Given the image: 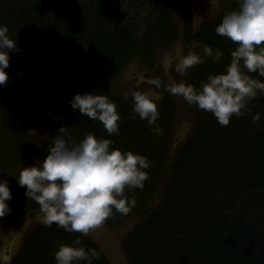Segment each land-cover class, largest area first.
I'll use <instances>...</instances> for the list:
<instances>
[{
	"label": "trees",
	"instance_id": "1",
	"mask_svg": "<svg viewBox=\"0 0 264 264\" xmlns=\"http://www.w3.org/2000/svg\"><path fill=\"white\" fill-rule=\"evenodd\" d=\"M126 1L141 0H0V26L7 27L16 43V50L8 52V83L0 86V180L8 181L12 195L7 201L11 214L0 218V227L40 211L17 178L23 167L46 158L57 130L68 126L76 140L91 132L112 140V148L143 155L153 165L146 170L150 178L142 190L126 189L129 200L136 201L130 213L113 209L103 223L117 227L144 218L122 241L129 264H264V94L250 100L245 115L231 117L228 126L190 105L195 126L170 167L162 203L150 209L173 143L176 96L160 81L157 89L164 100L150 126L134 115L132 102L112 85L134 61L153 67L156 52L172 48L183 35L184 46L195 44L201 57L203 44L222 53L218 61L204 57L183 75L185 83L199 88L209 75L225 71L237 45L216 34L220 19L203 20L194 30L190 0H178L181 35L173 6L165 4L147 21L142 37L131 38L118 28L127 20ZM223 1L227 11L238 7V0ZM249 75L264 82L258 73ZM77 93L105 95L115 103L119 134L109 136L101 122L73 111L69 102ZM256 114L260 120L254 124ZM77 238L85 250L99 253L92 264H112L88 235L42 223L29 231L10 264H56L57 242L72 245Z\"/></svg>",
	"mask_w": 264,
	"mask_h": 264
},
{
	"label": "clouds",
	"instance_id": "2",
	"mask_svg": "<svg viewBox=\"0 0 264 264\" xmlns=\"http://www.w3.org/2000/svg\"><path fill=\"white\" fill-rule=\"evenodd\" d=\"M209 3L216 7L219 0H209ZM7 32L6 26H0V86L9 80L5 71L10 66L8 52L16 50L15 40L10 39ZM215 32L237 45L225 71L209 75L199 88L172 79L166 90L182 97L188 105L211 112L221 126H228L231 117L245 115L250 100L264 94V82L249 75L258 73L264 77V0H238L237 9L223 12ZM201 48L204 57L214 56L215 60H220L219 50L214 53L206 44ZM204 57L189 50L178 61L176 71L183 76L188 69L202 64ZM147 83L156 88L161 86L157 78ZM131 97L134 115L154 125L159 112L152 93L135 90ZM69 103L73 111L78 110L82 116L101 122L109 136L119 134L120 115L107 96L77 93ZM259 120V114L252 118L254 124ZM150 130L157 134L163 132L160 127ZM57 133L48 146L46 158L37 159L33 166L23 167L17 178L19 186L26 187L28 199L39 205L38 221L47 227L56 224L66 232L87 236L113 215V209L128 215L136 201L129 200L126 189L144 188V182L150 178L146 170L153 166L148 159L132 151L114 149L112 140L98 139L91 132L80 140L72 137L68 126H61ZM11 199L8 181L0 180V218L11 214L7 203ZM57 243L56 264H78L80 261L92 264L94 258L99 259L96 249L85 250L78 238L72 245ZM0 261L10 264L11 257L5 254L0 256Z\"/></svg>",
	"mask_w": 264,
	"mask_h": 264
},
{
	"label": "rangeland",
	"instance_id": "3",
	"mask_svg": "<svg viewBox=\"0 0 264 264\" xmlns=\"http://www.w3.org/2000/svg\"><path fill=\"white\" fill-rule=\"evenodd\" d=\"M101 1L106 3L112 0ZM125 3L124 11L127 20L121 23L118 28L131 36V38L142 37L147 21L154 19L160 7L165 4L173 6L174 23L177 28L179 27L180 35L184 31L183 15L178 8V0H141L139 3L133 1H126ZM190 5L192 7L193 24L197 25V27L201 25L203 20H219L223 12L227 11V6L223 0H219L216 7L210 6L209 0H190ZM189 50L197 52V46L192 44L190 47H185L182 39H180V43H177L172 48L156 52V60L153 67H149L141 60L134 61L125 68L119 80L111 88L123 98H125V93H127L128 98L126 100L129 102H132L131 93L135 90L150 92L159 108L164 100V94L155 86L149 85L147 81L151 78H157L165 86L172 79L181 81L183 77L176 71V65L180 58L186 55ZM176 101L179 112L174 123L173 143L167 160L164 179L155 197L148 205L150 209H155L162 203L163 189L167 183L170 167L178 150L186 143L195 126V117L191 112V106L182 97L176 96ZM64 120L65 118L62 116V121ZM39 215L40 211L30 214L15 223H8L0 227V256L7 254L11 257V260L13 259L19 252L29 231L40 223L38 220H32L33 217H39ZM143 220L144 218H138L117 227L102 224L92 229L88 236L102 249L112 264H129L122 249V241L134 229L136 224ZM0 264H3V262L0 261Z\"/></svg>",
	"mask_w": 264,
	"mask_h": 264
},
{
	"label": "flooded vegetation",
	"instance_id": "4",
	"mask_svg": "<svg viewBox=\"0 0 264 264\" xmlns=\"http://www.w3.org/2000/svg\"><path fill=\"white\" fill-rule=\"evenodd\" d=\"M193 27H194V30H198L199 29V27H200V25L197 27V25H195V24H193ZM182 37V36H181ZM181 39H183V38H181ZM179 43H180V41H179ZM178 43V44H179ZM184 44V43H183ZM183 77V76H182Z\"/></svg>",
	"mask_w": 264,
	"mask_h": 264
},
{
	"label": "water",
	"instance_id": "5",
	"mask_svg": "<svg viewBox=\"0 0 264 264\" xmlns=\"http://www.w3.org/2000/svg\"><path fill=\"white\" fill-rule=\"evenodd\" d=\"M33 221H35V220H38V217L37 216H35V217H33V219H32Z\"/></svg>",
	"mask_w": 264,
	"mask_h": 264
}]
</instances>
